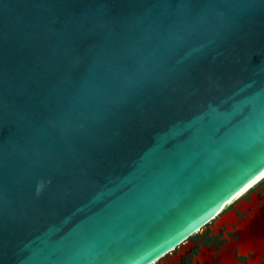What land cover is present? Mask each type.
<instances>
[{
  "label": "water",
  "instance_id": "obj_1",
  "mask_svg": "<svg viewBox=\"0 0 264 264\" xmlns=\"http://www.w3.org/2000/svg\"><path fill=\"white\" fill-rule=\"evenodd\" d=\"M263 171L264 0H0V264H175Z\"/></svg>",
  "mask_w": 264,
  "mask_h": 264
},
{
  "label": "flooded vegetation",
  "instance_id": "obj_2",
  "mask_svg": "<svg viewBox=\"0 0 264 264\" xmlns=\"http://www.w3.org/2000/svg\"><path fill=\"white\" fill-rule=\"evenodd\" d=\"M258 192V193H263L264 192V178L256 183L248 192H246L241 198H239L237 201L233 202L226 210L221 212L215 219H213L209 224H207L203 229L199 230L195 235L197 234L198 237L191 238V247H190V252L186 253L185 250H183V256L182 260H175V264H195L196 260L199 259V253L201 251V248L203 246H213L214 247V252L215 254L218 253L221 249L222 246L228 245L229 238H237L238 237V226L234 223L233 226L235 227L234 229H228L227 225L225 224L224 226H218L214 227L216 220L227 210L229 209H236V203L240 201L243 197L250 199L252 192ZM238 215L241 217H244L247 212L242 211L241 209L237 208ZM231 236V237H230ZM189 248V247H188ZM175 249V248H174ZM171 252V251H170ZM169 252V253H170ZM179 252V247L173 251L174 254ZM168 254V253H167ZM165 254L164 256H166ZM172 253L168 254L166 257H170ZM163 256V257H164ZM163 257L158 259L152 264H168V260L163 261ZM238 258L239 261H244V264H251L249 261V255L240 253L238 252ZM263 261H264V256H263Z\"/></svg>",
  "mask_w": 264,
  "mask_h": 264
},
{
  "label": "bare ground",
  "instance_id": "obj_3",
  "mask_svg": "<svg viewBox=\"0 0 264 264\" xmlns=\"http://www.w3.org/2000/svg\"><path fill=\"white\" fill-rule=\"evenodd\" d=\"M263 172H261L257 177H255L251 182H249L245 187H243L239 192L236 193V195L228 201V204L226 205V207L221 211L223 212L224 210H226L228 208V206H230L233 202L237 201L239 198H241L246 192H248L256 183H258L259 181H261L264 178V175H262ZM220 212V213H221ZM219 213V214H220ZM218 214V215H219ZM217 215V216H218ZM216 216V217H217ZM215 217V218H216ZM201 230V229H200ZM157 261V260H156ZM155 262V261H154ZM153 262V263H154Z\"/></svg>",
  "mask_w": 264,
  "mask_h": 264
},
{
  "label": "snow or ice",
  "instance_id": "obj_4",
  "mask_svg": "<svg viewBox=\"0 0 264 264\" xmlns=\"http://www.w3.org/2000/svg\"><path fill=\"white\" fill-rule=\"evenodd\" d=\"M262 175H264V173H262Z\"/></svg>",
  "mask_w": 264,
  "mask_h": 264
}]
</instances>
